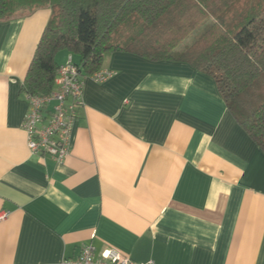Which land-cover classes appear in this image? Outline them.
Listing matches in <instances>:
<instances>
[{"label":"crops","instance_id":"0c3cea01","mask_svg":"<svg viewBox=\"0 0 264 264\" xmlns=\"http://www.w3.org/2000/svg\"><path fill=\"white\" fill-rule=\"evenodd\" d=\"M52 16L0 19V264H63L90 243L135 263L264 264V152L188 64L106 54L115 75L85 81L69 157L30 152L22 88Z\"/></svg>","mask_w":264,"mask_h":264},{"label":"trees","instance_id":"16d2710c","mask_svg":"<svg viewBox=\"0 0 264 264\" xmlns=\"http://www.w3.org/2000/svg\"><path fill=\"white\" fill-rule=\"evenodd\" d=\"M44 6L53 16L23 93L55 89L63 51L80 58L85 77L115 52L185 63L215 80L235 120L264 152V0H0V19ZM209 18L215 20L205 32L178 51Z\"/></svg>","mask_w":264,"mask_h":264},{"label":"built area","instance_id":"2783aa9c","mask_svg":"<svg viewBox=\"0 0 264 264\" xmlns=\"http://www.w3.org/2000/svg\"><path fill=\"white\" fill-rule=\"evenodd\" d=\"M115 72L101 70L85 77L79 65L69 61L61 66L55 81V89L45 95L26 94L29 110L24 118L23 128L28 135V147L32 154H48L58 163L70 155L73 130L79 108L84 106L83 90L85 81L91 79L104 83L114 77ZM7 213L0 215L6 219ZM63 264H155L135 263L114 249H105L99 255L92 243L83 246L76 259Z\"/></svg>","mask_w":264,"mask_h":264},{"label":"rangeland","instance_id":"374dc122","mask_svg":"<svg viewBox=\"0 0 264 264\" xmlns=\"http://www.w3.org/2000/svg\"><path fill=\"white\" fill-rule=\"evenodd\" d=\"M55 10V13H57L56 9L54 8ZM29 10H24V11H21L19 12L20 14L23 13V12H27ZM215 19L214 18H209L206 23L204 25H202L201 27L198 28V30H196L194 33H192L188 39L178 48V51H183L185 48H187L188 46H190L193 42H195L199 36L201 34H203L206 30V27L211 24ZM72 58H74L73 62L76 63L77 61V57L75 55H72L71 56ZM70 58V57H69Z\"/></svg>","mask_w":264,"mask_h":264}]
</instances>
